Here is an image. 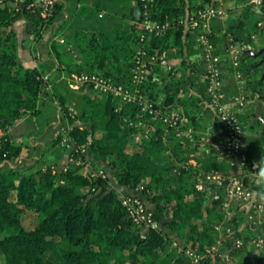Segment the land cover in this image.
I'll use <instances>...</instances> for the list:
<instances>
[{"label": "trees", "instance_id": "trees-1", "mask_svg": "<svg viewBox=\"0 0 264 264\" xmlns=\"http://www.w3.org/2000/svg\"><path fill=\"white\" fill-rule=\"evenodd\" d=\"M10 1L0 0L6 4L0 7V264H189L186 250L202 255L218 243L226 264L234 260L260 264L264 247L257 249L249 241L264 238V217L259 220L250 204L230 198L228 189L237 181L264 194V124L255 118L254 110L240 113L243 141L252 139V148H245L246 164L238 169L219 157L224 131L200 82V66L186 57L198 52L195 29L192 34L177 21L195 16L201 4L214 0H153L148 6L150 17L175 22L142 44L139 23L128 29L71 27L70 37L64 42L53 39L49 58L33 67L19 58L15 22H31L32 38L39 42L64 17L63 3L57 2L51 15L44 17L26 1L14 7ZM241 2L246 11L251 10V5ZM257 14L252 26L254 32H262L264 4ZM245 19L230 21L224 31L218 30L216 19L208 21V37L216 50L229 42L227 34L231 42L251 47L250 32L246 40L240 36L248 27ZM67 20L60 22L52 37ZM137 45H142L147 57L165 52L168 60L179 61L170 70L159 61L147 62L145 79L136 84L132 69ZM263 46L260 43L256 50ZM245 56L249 55L242 49L240 69L247 79L248 99H254L264 89L262 66L258 60L245 63ZM60 72L67 78H58ZM93 72L147 94L161 114L179 115L177 125L170 126L162 115L143 110L137 98L126 101L85 86L74 90L66 82L71 74ZM228 83L235 93L234 80ZM77 93H81L80 105L75 111L69 101ZM44 100L56 103L61 119L49 125L56 114L48 113L43 138L52 139L45 149L13 142L8 129L28 115L44 113ZM211 130L218 134L205 135ZM64 136L73 146L68 164L48 162V153L56 158L62 155L57 145ZM89 157L97 164L92 165ZM105 167L113 170L119 186L146 196L154 205V219L159 221L162 215V223L155 227L134 223L122 203L127 195L109 186ZM211 171L227 178L216 192L206 184L205 176ZM29 211L37 220L26 228L22 219ZM236 240L242 242L240 247H235ZM218 258L206 256L199 264Z\"/></svg>", "mask_w": 264, "mask_h": 264}, {"label": "built area", "instance_id": "built-area-1", "mask_svg": "<svg viewBox=\"0 0 264 264\" xmlns=\"http://www.w3.org/2000/svg\"><path fill=\"white\" fill-rule=\"evenodd\" d=\"M21 5L22 2H27L28 7L39 10L44 17L51 15L52 7L58 0H11ZM153 0H138L141 6V18L138 23L142 30L139 36V42L142 44L151 36H158L164 33L170 26L174 25L175 21H158L150 17L149 4ZM251 6L261 7L264 0H246ZM226 12L218 5L201 4L195 16H189L183 19H178V23L184 24L187 31L196 29L198 24L203 27L206 21L211 19H221ZM197 42V64L201 68L203 76L200 78L204 85L206 98L210 105L215 110L218 124L222 127L224 133L221 136L223 141L222 151L220 156L225 159L230 166L241 169L246 164V153L243 141L244 126L240 118V113L246 110L248 105L249 92L247 90V79L240 69V57L243 47L238 43L231 42L232 36L227 34L229 42L222 50H216V47L208 37L207 30H201L198 34ZM136 61L132 69V81L136 84L142 83L147 73V62L159 61V64L170 70L175 64V61H168L166 53L151 54L147 57L146 50L142 45L135 47ZM232 77L237 89L235 93L229 95L226 92V81L228 77ZM68 84L72 89L80 87H90L92 91L104 94H112L121 97L126 101L139 99L143 110H148L153 115H162L164 122L175 127L179 120L177 113L161 114V111L153 107V103L148 98L147 94H140L136 91L125 88L121 84H115L101 73H81L71 74L68 77ZM257 98V97H256ZM187 136L190 135V130L184 132ZM61 142H66L68 139L64 136ZM258 173L256 177H259ZM206 184L211 190L219 188L226 181V177L217 171L208 172L205 176ZM229 196L242 199L246 204H250L255 213L264 212V194L255 193L237 181L228 189ZM122 203L126 206L127 212L134 223L143 227H155L158 222L154 219V212L148 208L142 198L137 195H127L122 199ZM252 215L248 216L251 219ZM250 245L261 249L264 247V238L257 236L249 241ZM219 244V243H218ZM218 244L212 245L206 249V254L198 255L190 250H186V255L189 258V264H199L203 257L220 256L218 253ZM235 247H240L242 242L235 241ZM264 264V263H263Z\"/></svg>", "mask_w": 264, "mask_h": 264}, {"label": "crops", "instance_id": "crops-1", "mask_svg": "<svg viewBox=\"0 0 264 264\" xmlns=\"http://www.w3.org/2000/svg\"><path fill=\"white\" fill-rule=\"evenodd\" d=\"M58 2L63 3L64 17L54 23V25L45 34L44 38L39 41V43L35 42L32 38L31 30L33 26L31 22L25 21L23 19H19L15 22V27L17 28L18 38L20 41L18 54L23 65L27 67H33L38 64L39 60H47L49 58L48 51L50 42L53 39L64 42L70 37L71 27L85 26L89 29L97 30L103 26H107L112 28L128 29L133 24L137 23L140 15V9L137 0H58ZM241 4L243 3L241 2ZM234 14L239 19L238 22H240L245 19L246 10H243V12L236 11ZM224 16H226V14ZM66 19L68 20L65 23L62 31L58 32L55 37H52L53 32L57 30L60 22ZM229 21V18L224 20V22L227 23ZM260 24L264 26L263 22ZM209 25L210 24L208 23L206 26L207 29L210 28ZM246 26H248V24ZM246 29H248V27ZM26 41H28V43ZM56 67L57 66H55L54 70ZM49 74L50 73H48V75ZM56 76H58V78H67L64 76L63 72L58 73ZM232 80L233 79L230 76L226 81L225 89L229 95L233 93L234 86H232V83H228V81L232 82ZM66 82L68 83V80H66ZM255 99L257 98L248 100L249 105L246 108V113L251 110H254L255 113L257 105L252 102ZM47 101L44 100L42 102V106L46 108L44 113L39 115H28L8 129L7 133L13 142L21 144L30 143L33 146L41 145L42 148L45 149V145L50 142V139H52L43 138L45 131L48 129L49 125L58 124L61 121L59 116V108L56 107V103H52V101L50 102L49 100ZM52 111H54L56 114V120H53L49 125L45 126V122L48 118L47 115ZM262 117L264 120V103ZM40 130H42V132L38 134ZM207 134L217 135L216 132L212 130L205 133V135ZM249 148H252V146ZM200 150H203V148H200ZM206 152H208V150H206ZM46 157L48 158V162L56 160L58 165H66L69 162L68 152H63L59 158H56L52 153H48ZM34 158H36V156H34ZM89 161L92 165L97 164V162L91 157H89ZM104 169L108 176L110 187L116 188L118 192L122 194L139 196L142 198L148 208L155 210L154 205L148 200L146 196L142 195L139 190L134 191L128 187L119 186L113 175V170L109 167H105ZM211 190L216 192L218 188H212ZM159 223H162V220L159 221Z\"/></svg>", "mask_w": 264, "mask_h": 264}, {"label": "rangeland", "instance_id": "rangeland-1", "mask_svg": "<svg viewBox=\"0 0 264 264\" xmlns=\"http://www.w3.org/2000/svg\"><path fill=\"white\" fill-rule=\"evenodd\" d=\"M243 1H245V3L247 4V1L246 0H243ZM221 3V4H220ZM213 5H218V6H220L225 12H226V16H224V17H222L221 19H216L215 20V23H217L216 25V27H218V30L219 31H224L225 30V28H226V26H227V24L230 22V21H232V20H234V21H236V19H238L237 18V16H235V12L237 11H239V12H243V10H246V6L244 5V3L243 4H241V0H214V2H213ZM140 9V8H139ZM236 11H235V10ZM140 12H141V9H140ZM232 17V18H231ZM228 19L229 18V22L227 23V22H224V20L225 19ZM245 20L248 22V29H243L242 30V32H241V37L242 38H244V40H246L247 38H246V36L248 35V32H250V34H249V38H248V40H249V43L251 44V48H253V49H255L256 50V48H257V46L260 44V43H263L264 42V30L262 31V32H254L255 31V28H254V26H252V23H253V21L255 20V19H258L259 17H258V14H257V12H255V11H253V10H248V11H246V16H245ZM239 20V19H238ZM237 20V21H238ZM138 21H139V18H138ZM138 21H137V23H138ZM264 23V22H263ZM207 24H208V21H206V24L205 25H203V27L202 26H200L199 24H198V26L196 27V29H195V35H194V41H195V44H197V42H196V39L198 38V33L199 32H201V30H208L207 29ZM262 28H264V26H261ZM209 31V30H208ZM207 31V32H208ZM191 33H192V31H191ZM193 34V33H192ZM191 34V35H192ZM244 35H246V36H244ZM27 43H28V41H26ZM39 43V42H38ZM194 44V45H195ZM195 47V46H194ZM194 49V48H193ZM197 53L194 51H192V52H190V55H188L187 54V59L189 60V61H194V62H196L197 61V59L199 60V57H197V55H196ZM170 61L172 60V61H175V63L174 64H177V62L179 61L178 60V58H171V59H169ZM168 60V61H169ZM253 60H257V59H253L252 57H250V56H245L244 57V62L245 63H247V62H251V61H253ZM199 65V64H198ZM163 67V66H162ZM163 68H165V67H163ZM166 69V68H165ZM226 79H228V78H226ZM233 79V78H232ZM201 82V81H200ZM74 90H79V88L78 89H74ZM84 91V90H83ZM89 93H92V92H90V91H88ZM83 93V92H82ZM79 95H81V93H77L76 94V96H75V94H73V96L71 95L70 96V101H69V105H70V107L73 109V110H75V111H77L78 110V107L77 106H79L80 105V101H79V98L77 97V96H79ZM200 103H202V104H205V102L204 101H200ZM249 105V104H248ZM247 105V106H248ZM205 106H206V104H205ZM254 109V108H253ZM216 134H218L217 132H216ZM251 141H252V139H249V141H248V143L245 141L244 142V147L246 148V149H249V147H251L252 146V143H251ZM250 144V145H249ZM57 147H59L60 148V151H63V152H69L71 149H72V145L70 144V145H68V143H66V142H60V145H57ZM57 149V148H56ZM62 152V153H63ZM21 161V159L19 160V162ZM102 172V171H101ZM100 172V173H101ZM104 173V172H103ZM234 183V182H233ZM233 183L231 184V185H233ZM231 187V186H230ZM229 187V188H230ZM230 198H232V196H229ZM233 202H231V204H232ZM230 205V202L229 203H226V205ZM264 215V212H258V213H256V216H257V218L260 220V219H263V216ZM37 219H36V216L34 215V213L32 212V211H29V212H27L26 213V215L23 217V219H22V223H23V225L26 227V228H30L31 226H32V224L36 221ZM163 221V218H162V215H159V221ZM159 221H157L158 223H159ZM261 237V236H260ZM220 244V243H219ZM264 263V258L262 259V262L260 263V264H263ZM210 264H226L225 263V261L223 260V258L221 257V255L219 256V258H218V260H216V261H214V262H212V263H210ZM234 264H236V260H234Z\"/></svg>", "mask_w": 264, "mask_h": 264}, {"label": "water", "instance_id": "water-1", "mask_svg": "<svg viewBox=\"0 0 264 264\" xmlns=\"http://www.w3.org/2000/svg\"><path fill=\"white\" fill-rule=\"evenodd\" d=\"M9 5L14 7L16 5H19L18 3H15L14 1H10ZM6 6L5 3H0V7L4 8ZM261 7H256L253 6L251 8V10L259 13L260 12ZM243 54H248L250 57H252L253 59H257L258 60V64L260 66H262V72H261V76L260 78L264 80V46L261 47L258 50H253L250 47H248L247 45H243ZM253 103H255L256 106V110H255V118L257 120L260 121L261 124L264 123L263 117H262V110H263V103H264V89H263V93L257 97V99L252 101Z\"/></svg>", "mask_w": 264, "mask_h": 264}]
</instances>
